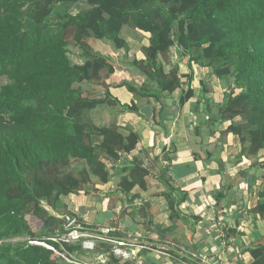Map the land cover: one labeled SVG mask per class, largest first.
<instances>
[{
    "label": "trees",
    "instance_id": "trees-1",
    "mask_svg": "<svg viewBox=\"0 0 264 264\" xmlns=\"http://www.w3.org/2000/svg\"><path fill=\"white\" fill-rule=\"evenodd\" d=\"M80 1L0 0V78L7 79L0 86V264H74L29 242L64 231L63 218L50 214L42 202L66 209L64 198L84 189L90 171L106 174L97 160L94 134L103 137L101 152L114 160L139 143L136 133L124 136L116 124L97 127L84 121L86 111L118 102L108 83L117 67L94 52L88 41L92 36L109 38L126 49L124 26L150 33V44L141 48L146 58L132 63L146 80L168 93L182 89L180 74L175 69L166 73L158 56L174 46L196 48L199 53L192 61L233 80L221 109V119L231 121L227 132L239 136L244 155H256L264 148V0H86L90 7L74 12ZM166 5L168 15L163 11ZM128 88L136 100L122 106L125 110L140 113L150 97H157ZM192 96L190 87L182 92L180 104ZM236 117L242 122L235 123ZM254 167L253 163L243 173L251 174ZM136 169L145 186L148 171ZM252 178L264 186V176L253 173ZM134 185L125 178L119 189L129 193ZM167 187L175 219L176 206L186 195L177 193L172 184ZM258 198L250 212L264 221V188ZM32 217L40 221V231ZM18 237L27 239L3 242ZM173 248L165 251L200 264L179 253L181 248ZM67 249L80 252L82 247L67 245ZM248 251L250 264H264V239Z\"/></svg>",
    "mask_w": 264,
    "mask_h": 264
},
{
    "label": "crops",
    "instance_id": "crops-1",
    "mask_svg": "<svg viewBox=\"0 0 264 264\" xmlns=\"http://www.w3.org/2000/svg\"><path fill=\"white\" fill-rule=\"evenodd\" d=\"M89 7L81 0L73 10ZM121 36L126 49L118 48L109 38L88 39L96 54L117 67L108 83L118 102L86 111L84 121L97 127L116 124L124 136L136 133L139 143L114 160L101 152L103 137L94 134L97 160L105 166L106 174L90 171L84 189L64 198L66 209L50 208L61 218L77 217L93 232L99 231L101 240H123L132 247L125 249L129 258H109L105 264H191L161 250L174 246L200 264H250L253 258L248 248L264 239V232L259 231L264 221L250 212L258 194L249 187L238 190L241 178L247 185L254 184L253 174L243 173L253 161L243 154L239 136L227 132L231 121L221 119L225 93L233 80L218 77L213 67L192 61L193 51L174 46L168 58L158 56V63L166 73L172 69L179 72L182 89L161 92L132 63L146 58L141 48L150 44L151 34L126 25ZM144 84L147 89L141 90ZM128 86L157 97H150L140 113L122 109L136 100ZM190 87L193 96L180 104L182 92ZM139 167L148 171L143 178L145 186L139 181ZM125 178L135 182L129 193L119 189ZM167 183L186 195L176 206L179 216L175 219L166 196ZM171 197L178 198L176 193ZM103 229L110 232L102 233ZM154 244L158 248H151Z\"/></svg>",
    "mask_w": 264,
    "mask_h": 264
},
{
    "label": "built area",
    "instance_id": "built-area-1",
    "mask_svg": "<svg viewBox=\"0 0 264 264\" xmlns=\"http://www.w3.org/2000/svg\"><path fill=\"white\" fill-rule=\"evenodd\" d=\"M63 220V232L50 235L42 240H30L29 242L31 244L42 245L47 249L52 250L71 263L90 264L88 262L79 260V258L76 256L78 255V251H69L67 249V245L70 246L80 244L85 250H94L96 247V239H102L103 237L100 235L99 231L97 233L93 232V230L89 229L84 222L80 221L75 216L66 215L63 217ZM109 232V229L102 230V233L105 234ZM114 242L118 243L119 246L128 245L127 242L123 240H114ZM113 252L115 255L121 258L130 257V252L120 247H117ZM99 259L102 260V263L105 262L103 255H101Z\"/></svg>",
    "mask_w": 264,
    "mask_h": 264
},
{
    "label": "rangeland",
    "instance_id": "rangeland-1",
    "mask_svg": "<svg viewBox=\"0 0 264 264\" xmlns=\"http://www.w3.org/2000/svg\"><path fill=\"white\" fill-rule=\"evenodd\" d=\"M157 5H159V3H157ZM169 6L170 5L163 6V11H164L165 15H168ZM59 9L63 10L62 7H59ZM192 51H193V54H197L198 53V50L196 48H193L190 51L191 54H192ZM165 56H166L165 58L169 57L168 54H166ZM6 82H7V79L5 77L0 78V86L5 84ZM240 91H241L240 89L236 90V92H240ZM227 93H229V90L227 91ZM234 122L239 124V123L242 122V119L240 117H236L234 119ZM244 134L246 135V132H244ZM246 148H247V144H246ZM242 149H243V146H242ZM248 157H250L251 160L253 161V163L255 164L254 169L251 170V172H252L251 174L254 173L255 175H258V176H264V148L262 150H260L258 152V154L250 155ZM241 180L242 181L240 183V186L238 187L239 191L240 190H246L249 187V189L251 191L255 192L256 195H257L258 192L261 191L264 188L263 183L261 181H259L258 183H257V181H254V184L252 183V185L251 184L247 185L243 181L244 179L241 178ZM42 205L44 206V208H46L48 210V212L50 214H52L54 216H57L56 215L57 212L55 210L51 209L50 206L47 205L45 201L42 202ZM59 218H61V217H59ZM31 222L36 227L37 231H40V229H41L40 221H37V220H35V218L32 217L31 218ZM259 231L260 232H264V224L260 226ZM46 237H47V235H43L42 238H39V239H45ZM261 238H264V234L261 235ZM26 239H27V237H18V238L8 239V240H5L3 242H10L12 244H16L18 242L25 241ZM0 243H2V242H0ZM172 245H174V244H172ZM117 247H120L122 249H126V248H129L130 246H128V245L119 246L118 243H116L114 241H105V240H101V239H96V247H95L94 250H85V249L82 248L80 252L78 251V255H76V256L79 258V260H82L84 262H88L90 264H105V263H107L109 258H111V259L112 258H116V257L118 258V256L115 255V253L113 252ZM130 248H132V247H130ZM181 249H183V248H181ZM161 250L165 251L166 249L163 248ZM101 255H103V259L105 260L104 263H102V260L99 259V257ZM104 256H107V259H105ZM129 260L130 259H127L126 261H129Z\"/></svg>",
    "mask_w": 264,
    "mask_h": 264
}]
</instances>
